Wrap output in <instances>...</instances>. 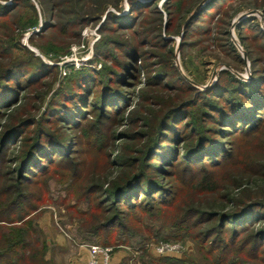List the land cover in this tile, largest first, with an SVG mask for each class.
Here are the masks:
<instances>
[{"label":"rangeland","instance_id":"1","mask_svg":"<svg viewBox=\"0 0 264 264\" xmlns=\"http://www.w3.org/2000/svg\"><path fill=\"white\" fill-rule=\"evenodd\" d=\"M13 1L0 0V4H11ZM209 1L199 0L195 4L194 0H157L155 4L144 8L143 14L132 25L135 30L129 28L127 32L138 41L142 38L148 40L142 49L148 51L151 57L149 60L147 53L144 55L142 52V59H139L141 63L138 64L141 76L126 87L133 94L132 105L99 125L95 124L99 115L98 110H95L91 116L94 119L88 118L80 128L62 125L57 116L46 114L47 108L56 89L65 84L71 73L85 69L102 70L103 65L114 66V62L100 55V58L96 57V45L104 37L123 35L124 30H116L114 23L105 31L102 23L108 12L117 16L130 14L129 0H119V9L115 7L116 0H26L12 12L0 15V67L9 65L13 58L23 60L27 56L25 48H29L46 64L57 67L58 72L54 80H43L49 83L45 87L40 84L41 81L27 88L25 86L30 73H25L20 101L0 113V135L6 125L24 119L41 120L48 116L52 119L45 126L61 135V138H67L65 144L73 139L71 149L75 152L74 161H71L73 164L58 158L48 173H41L25 184L28 196L26 208L36 206L26 217L29 219L27 225L23 223L25 219L18 220L19 212L15 208L10 207L6 213H1L5 217L16 216V221L0 219V252L5 255L0 258V264L7 263L9 254L4 253L7 245L18 239L14 237L16 235L24 236L25 243L21 246L26 244L27 257L16 259L14 264H88L90 250L89 245L84 244L87 243L84 240L88 236L87 229L95 225L97 218L102 222L115 213L107 210L110 205L105 202L107 196L101 192L113 189L117 182L143 163V152L150 140L148 137L132 135L139 130L149 131L158 116H162L173 101L192 95L191 92L182 91L180 85L183 81L180 78H168L173 87L160 88L150 84L148 80L155 69L153 66L145 67L147 63H156V68L160 67L166 73L175 67L180 76L197 90L196 93L212 87L220 79H226L223 77H227V73L246 83L256 77H264V61L256 62L255 66L252 62L253 59L264 58V38H255L258 30L254 31L251 26H245L240 32L238 30L242 23L249 22V25H255L264 33V0L221 1L212 10L216 11L213 12L215 15H212V20L209 19L210 14H205L186 35L185 27L189 21ZM168 5L175 13L176 20L174 26L167 28L169 15L165 9ZM80 15L89 16V22L72 25ZM159 17L160 23L157 21ZM45 20H52L56 27L30 40L33 33L41 30ZM68 23L70 26L66 27ZM161 37L169 42L163 44L165 41ZM13 42L18 43L17 47H13ZM82 57H88L86 63L76 68L75 59ZM65 70L67 73L63 74ZM222 72L226 74L222 75ZM96 97L95 92L92 101H97ZM196 119L193 116L192 122ZM93 123L94 128L91 127ZM208 123L209 127H215L213 123ZM179 125L177 129H181V134L188 135V139H182L179 145V149L184 151L194 136L186 124ZM33 128H27L30 129L26 130L27 135H32ZM225 140V145L236 152L237 161L256 160L264 164V124L256 132L240 131ZM27 144L26 141L16 147L10 144L13 149L8 152L6 161L0 164V211L16 197V189L13 188L17 179L14 172L16 159L26 150ZM183 159L181 156L180 161ZM233 165L223 168L219 175L233 174ZM167 179L172 181L174 178ZM259 181L260 187L264 188V181ZM174 183L178 195L174 203H178L172 210L163 208L146 212L143 208H124V212L129 214L126 215V221L133 237L124 236L119 227L104 229L88 241L90 245L112 248L110 264H264V244L253 253L250 252V247L257 239L255 236L264 230V219H256L250 230L242 231L236 236L235 244L224 250L222 242L215 243L214 235L208 239L202 235V232L217 227L219 217L209 223L199 222L197 217L184 219L188 209H213V199L221 195L201 196L194 191H181L180 183L177 180ZM228 183L223 184L224 190L228 189ZM164 185H170L169 181H165ZM90 186H99L101 192L98 190V194L88 200L87 189ZM252 199L264 201V193L253 195ZM168 202L164 207L170 206L173 201ZM97 208L100 212L96 211ZM113 210H116L115 207ZM231 227L232 224L218 237L231 240ZM10 235L8 241L3 240L4 236L7 239ZM124 241H130V244L122 243ZM162 243L178 244L179 250L160 255L157 247Z\"/></svg>","mask_w":264,"mask_h":264},{"label":"trees","instance_id":"2","mask_svg":"<svg viewBox=\"0 0 264 264\" xmlns=\"http://www.w3.org/2000/svg\"><path fill=\"white\" fill-rule=\"evenodd\" d=\"M23 1L26 0H14L11 4H0V15L5 16L8 12H12ZM118 1L116 0L114 4L119 9ZM198 1L194 0L195 4ZM221 1L226 0H210L207 2L185 27L186 35L189 34L195 24L204 18L205 14H210L209 19L212 20V15H215L213 12H216L212 10H215L221 4ZM156 2L157 0L148 2L129 0L130 14L117 16L113 12H108L102 23V29L104 31L108 30L112 26L111 23H114L117 26L115 27L116 30H124L123 35L104 37L97 43V51L95 52L97 54L95 55L98 58H100V55L104 59L114 62V66L103 65L102 70L85 69L71 73L65 84L54 92L47 108V115L57 116L58 121L62 125L66 124L67 127L80 128L85 120H89L88 118L92 116V112L95 110L99 112L98 121L95 124L99 125L104 120L109 119L114 114H120L132 105L133 94L126 87H129L133 84L134 79L138 80L141 76V69L138 65L141 63L139 59H142L140 56L143 53L144 55L147 53V56H149L150 53L142 49L148 43L146 38L138 41L132 38L131 33L127 32L135 30V26L132 27V25H135L137 19L143 14L144 8L150 7ZM165 10L169 15L167 28L174 26L175 13L171 11L169 5L166 6ZM155 12L160 14L157 9H155ZM89 18V16L80 15L75 21L73 20L72 25H82L89 22ZM157 21L160 23L161 17ZM249 24L251 23H242L238 27L239 32L245 26H251L254 27V31L258 30L255 33V38H264V33L261 30L255 25ZM69 26L70 23L66 25V27ZM54 27L56 26L52 20L50 22L45 20L41 30L33 33L30 40L35 36L44 35L50 28ZM241 38L243 39L242 36ZM161 39L163 42L165 41L163 44L169 42L163 37ZM13 43V47H17L18 43ZM25 49L26 58L23 60L13 58L14 60L12 59L9 65L0 67V113L3 112L4 108L20 101L22 82H25L23 77H25L26 72L30 73L26 81V88L46 78L54 80L57 76V67L49 66L39 56L35 55L33 50ZM7 50L10 49L7 48ZM148 59L151 60V57L149 56ZM263 61L264 58L252 60L254 66L256 62ZM150 62L145 65V67L153 66L155 69L152 70L151 77H149L148 82L150 84L160 88H168L174 86L168 81L169 77L180 78L183 81L181 84H184L183 86L180 85L183 88L182 91L191 92L192 95L173 101V104L168 107L162 116H158L157 121L151 127L152 129L145 132L139 130L132 135L133 137H148L150 140L143 152V163L140 167L129 172L110 191L101 192L99 186H90L87 189L88 200L93 199L99 191L104 193L107 196L105 202L110 205L107 210L110 212L115 211V213L102 222L97 217L102 218L97 216L95 225L87 229L88 236L84 237L87 243L84 244L90 245L88 241L98 236L104 229L110 230V228L116 227L122 229L124 236L133 237V234L128 230L126 221V215L129 216V214L124 212V208L136 210L143 208L146 212H156L163 208L172 210L178 203H174V198L178 195L173 186L174 181L177 180L180 183L181 191L190 190L201 196L221 195V197L213 199L214 204L211 207L213 209H188L185 211L184 219L190 220L197 217L199 222L209 223L214 218L219 217L217 227L202 232V235L204 239L211 238L214 235L216 238L215 243L222 242L223 249L228 250L237 241L235 240L236 236L242 231L250 230L251 226L256 223V219H264V201L252 199L253 195L264 193V188L259 185L261 183L259 180L264 181V164L256 160L237 161L234 149L225 145V138L229 139L231 135L235 136L240 131L244 133L256 132L264 124V77L259 76L254 78L252 82L246 83L233 76L230 77L227 73V77H223L226 79H220L212 87L196 93L197 90L185 78L180 76L175 67L173 71L166 73L163 71L164 69H159L160 67L157 69L156 63ZM160 64H162L161 61ZM225 74L226 72H222V75ZM40 84L45 87L49 83L43 81ZM95 92L97 101H92ZM186 92L185 94H188ZM193 116L197 118L194 122H192ZM51 119L48 116L41 120L24 119L16 124L6 125L2 131L0 135V164L2 161H6L8 152L13 147L18 146L17 144H23L24 141L28 144L26 150L16 159L17 164L14 172L17 179L13 186L16 189V197L0 211V219L10 218L9 222H15L16 219L14 218L16 216L5 217L1 214L2 212L6 213L12 207L15 208L16 212H19L17 215L18 220L25 219L23 223L27 225L29 219H26V217L30 215L32 210L36 209V206L30 205L27 207H30L29 209L26 208L28 196L24 189L25 184L30 179L37 178L41 173H48L50 167L57 162L58 158L64 159L65 163L74 161L75 152L74 149H71L74 140L71 139L69 144H65L67 138H61V135L51 132L45 126ZM208 122L213 123L215 127H209ZM180 123L186 124L194 136V140L184 151L179 149V145L182 139H188V135L186 133L181 134V129H177ZM29 126H34L32 135L26 133V130H30L27 129ZM91 127L94 128V123ZM142 127L144 128L145 125H142ZM170 135H174L175 138ZM10 144L15 145L11 147ZM181 156L184 157L182 161H180ZM231 165H233L232 168H235L233 174L230 172L223 177L219 175V171ZM171 177L174 178L172 181L167 179ZM165 181H169L170 185L165 186ZM228 181L229 187L224 190L223 184ZM9 189H12V187H9ZM222 190L223 193H221ZM170 200L173 201L171 205L164 207L169 204L168 201ZM145 204L148 207H144ZM73 207H75V204ZM113 207L116 210H113ZM96 211L100 212L98 208ZM231 224L233 226L231 227L233 238L228 241L218 237L220 233L226 232ZM5 237H3V240L8 241L11 235L7 239ZM14 237L18 239L10 242L7 245L6 253H4L9 254L10 258L6 257V264H14L16 259L21 260L27 257L25 253L26 244L21 246L22 243H25L24 236L16 235ZM255 237L257 239L250 247L252 253L264 244V230H261ZM125 242L128 245L130 244V241L122 243ZM2 254L3 252H0V258L5 256Z\"/></svg>","mask_w":264,"mask_h":264},{"label":"built area","instance_id":"3","mask_svg":"<svg viewBox=\"0 0 264 264\" xmlns=\"http://www.w3.org/2000/svg\"><path fill=\"white\" fill-rule=\"evenodd\" d=\"M88 57H82L80 59H75V66L76 68H80L83 64L86 63V60ZM66 70L63 72V74H66ZM90 250V259L88 261V264H110V254L112 251V248L110 247H103L99 245H89ZM176 250H179L178 244H171V243H162L157 247V252L160 255H164L168 252H174Z\"/></svg>","mask_w":264,"mask_h":264},{"label":"water","instance_id":"4","mask_svg":"<svg viewBox=\"0 0 264 264\" xmlns=\"http://www.w3.org/2000/svg\"><path fill=\"white\" fill-rule=\"evenodd\" d=\"M205 2H206V0H205Z\"/></svg>","mask_w":264,"mask_h":264}]
</instances>
